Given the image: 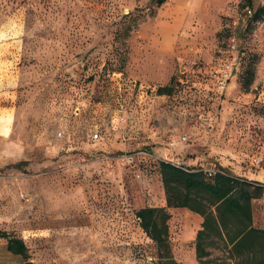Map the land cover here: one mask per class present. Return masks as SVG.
Segmentation results:
<instances>
[{"label": "rangeland", "instance_id": "obj_1", "mask_svg": "<svg viewBox=\"0 0 264 264\" xmlns=\"http://www.w3.org/2000/svg\"><path fill=\"white\" fill-rule=\"evenodd\" d=\"M167 2L0 0V232L31 264H159L136 211L166 205L163 160L264 173V15ZM169 210L198 264V213ZM254 210L264 227V192Z\"/></svg>", "mask_w": 264, "mask_h": 264}, {"label": "trees", "instance_id": "obj_2", "mask_svg": "<svg viewBox=\"0 0 264 264\" xmlns=\"http://www.w3.org/2000/svg\"><path fill=\"white\" fill-rule=\"evenodd\" d=\"M166 0H152L161 5ZM242 7L254 10V0H242ZM264 7L255 8L252 21L260 20ZM169 93L170 87H160ZM184 170L170 161L160 162L166 205L144 206L136 211L140 226L158 249L159 264H179L170 244L169 208L184 207L203 217L196 237V256L200 264H264V228L254 225L253 204L262 196L263 185L242 176L226 173L208 177L202 171ZM0 236L8 237L4 232ZM223 244V256L214 255L212 246ZM8 250L20 254L26 264L28 247L19 237L8 239Z\"/></svg>", "mask_w": 264, "mask_h": 264}, {"label": "crops", "instance_id": "obj_3", "mask_svg": "<svg viewBox=\"0 0 264 264\" xmlns=\"http://www.w3.org/2000/svg\"><path fill=\"white\" fill-rule=\"evenodd\" d=\"M226 0H168V4H174L176 3V9L177 10H184L186 8H195V7H212V8H220L221 5H224ZM255 4V0H254ZM264 34V31L262 32V35ZM264 59V55L262 56ZM258 79L262 80L264 82V71H258ZM254 158H260V157H254ZM253 158V159H254ZM253 159H252V165L253 164ZM172 162V161H170ZM238 176H244L248 180H260L261 182H264L263 177L264 173L262 172H257V173H252V172H246V173H237ZM260 198V197H259ZM255 198V199H259ZM255 199H253L252 204L255 202ZM256 212L255 210L253 211V217H254V225L260 228H264L262 226H258L255 219H256ZM202 222H203V217L198 214V230L202 228ZM13 236H8V237H3L0 236V264H26L24 258L20 254L13 253L12 251L8 250L7 244H8V239ZM198 264H200L198 260Z\"/></svg>", "mask_w": 264, "mask_h": 264}, {"label": "built area", "instance_id": "obj_4", "mask_svg": "<svg viewBox=\"0 0 264 264\" xmlns=\"http://www.w3.org/2000/svg\"><path fill=\"white\" fill-rule=\"evenodd\" d=\"M246 13L249 16H252L253 14V8L250 6H247L245 9ZM221 78H220V89L224 90L227 85H228V81L231 77V68H230V64H226L225 67L221 70ZM95 136H97V134H95ZM180 141L181 142H186L187 141V136L186 135H182L180 137ZM176 141L172 140L170 141L169 145L170 146H175ZM262 159L261 158H254L253 159V164L255 166H259L261 164ZM173 164H175L176 166L184 169V170H192V167H189L188 165H185L180 158H177L175 161H172ZM194 170H198V171H202L203 173H205L208 177H213L214 175H216L217 173H226L224 167H222L221 165L217 164L216 162H211L208 165H202L198 168H195Z\"/></svg>", "mask_w": 264, "mask_h": 264}]
</instances>
